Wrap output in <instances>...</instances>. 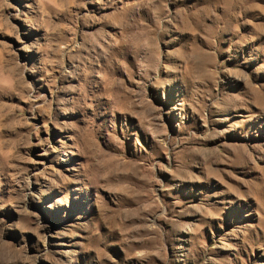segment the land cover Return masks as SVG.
<instances>
[{
  "label": "rangeland",
  "instance_id": "374dc122",
  "mask_svg": "<svg viewBox=\"0 0 264 264\" xmlns=\"http://www.w3.org/2000/svg\"><path fill=\"white\" fill-rule=\"evenodd\" d=\"M0 264H264V0H0Z\"/></svg>",
  "mask_w": 264,
  "mask_h": 264
}]
</instances>
